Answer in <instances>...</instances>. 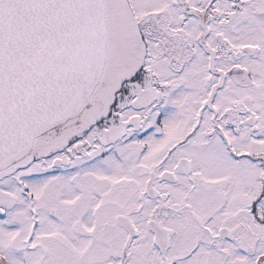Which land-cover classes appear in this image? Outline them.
Segmentation results:
<instances>
[{
  "label": "snow or ice",
  "instance_id": "6c2138e0",
  "mask_svg": "<svg viewBox=\"0 0 264 264\" xmlns=\"http://www.w3.org/2000/svg\"><path fill=\"white\" fill-rule=\"evenodd\" d=\"M0 264H264V0H0Z\"/></svg>",
  "mask_w": 264,
  "mask_h": 264
}]
</instances>
